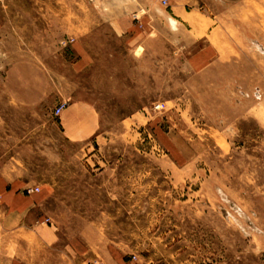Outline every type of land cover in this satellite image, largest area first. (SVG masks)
Here are the masks:
<instances>
[{"label":"rangeland","instance_id":"obj_1","mask_svg":"<svg viewBox=\"0 0 264 264\" xmlns=\"http://www.w3.org/2000/svg\"><path fill=\"white\" fill-rule=\"evenodd\" d=\"M16 1L43 18L22 34L53 59L55 94L36 114L0 101L1 161L49 196L26 224L0 196V264H264V0H188L183 21L170 13L181 0ZM111 6L134 8L139 29H85L89 13ZM79 101L100 120L87 147L62 124ZM126 173L128 206L108 181ZM129 218L182 234H78ZM169 242L180 259L162 249Z\"/></svg>","mask_w":264,"mask_h":264},{"label":"crops","instance_id":"obj_2","mask_svg":"<svg viewBox=\"0 0 264 264\" xmlns=\"http://www.w3.org/2000/svg\"><path fill=\"white\" fill-rule=\"evenodd\" d=\"M187 2L188 0H181V3L177 6L172 5L170 7V13L176 16L179 21H183V17L189 13L187 11ZM189 2H198V0H189ZM65 7L63 6L61 10L62 21L69 20V12L68 10L66 12ZM126 9L111 6L104 11L94 10L92 14H88L92 16L87 17L85 20V29L89 31L98 30L103 21L104 23L109 21L111 30L124 35L132 34L136 29H139L137 28L139 22L135 21L134 16L137 14H135L134 8L130 7L129 11ZM46 14L49 15V11L47 8H44L40 15L46 16ZM38 15L39 11L37 8H23L17 4L16 0H13L12 3L8 0H0V101L5 100L7 97L11 101V104L16 107L17 111L35 112V114L39 110L45 112L49 108L51 109L50 102L53 100L55 94L52 76L54 74L53 59L42 58L39 55L42 53L37 48L38 43L34 41L36 39H27L22 34L23 31H39L38 23L39 20L43 21V18L38 17ZM183 24L188 25L185 21ZM142 28L141 31L145 27L142 26ZM81 44L85 46V43L81 42ZM78 57L79 67L85 68L86 55L78 54ZM63 88L64 86H61L60 93L65 94L66 88L64 90ZM0 110L3 111L4 108L0 106ZM66 110L72 113L71 116H73L72 119L66 118L62 121L68 138H72L73 140L79 139L80 143H83L87 147L92 135L100 127V120L96 117L93 105L87 101H79L69 105ZM19 115L22 116L21 113ZM0 117L3 120L5 119L4 114ZM40 143L45 148V151L42 153L46 157L48 155L52 156L53 137L52 134L48 135V128H46L45 137L44 139L42 138ZM6 153V151L3 153L0 151L1 201L8 214L14 215L20 224H26L29 223L28 220L31 221L33 219L34 212L37 211V207L40 206L39 204L44 199H47L49 195L46 194V196L42 197V195L39 196L37 193L29 192L28 189L33 187L34 182L21 177L18 175L19 172L15 173L12 164H8L6 161L2 163L1 160L7 158ZM90 153L89 150L84 151L86 161L93 158L94 154L89 155ZM9 157L15 159L17 155ZM108 169L101 170L97 175L106 174ZM97 170L100 169L97 168ZM117 176L120 178V184L110 179L108 180L109 185L113 187L112 189L125 191V196L127 197L125 205H127L128 191H133V183L127 184V173L126 175ZM45 185L47 191H49L51 185L49 183ZM39 199L42 201H39ZM113 201L111 202L116 205H122L119 202ZM28 216L30 219H27ZM129 219L125 222H116V230L113 229L109 233L102 232L101 228L97 226V221H94L93 231L86 232L85 230H79L78 234H164L166 237L172 238V240H175L177 234H182L180 227L176 226V224L160 231L159 229L154 230L151 222L147 225L145 220L133 222L132 219L131 221ZM170 243L165 244L162 249L169 253L168 256L172 257L171 259H180L182 255L181 249H176L175 245H170ZM119 251L120 254H123V250Z\"/></svg>","mask_w":264,"mask_h":264},{"label":"built area","instance_id":"obj_3","mask_svg":"<svg viewBox=\"0 0 264 264\" xmlns=\"http://www.w3.org/2000/svg\"><path fill=\"white\" fill-rule=\"evenodd\" d=\"M162 2L166 5L168 3V0H162ZM67 104L64 102V103H61L60 105H58L56 108H55V111L54 113L59 116L61 115L63 109L65 108ZM39 190V187H35V188H29L28 191L29 192H33V191H38Z\"/></svg>","mask_w":264,"mask_h":264}]
</instances>
